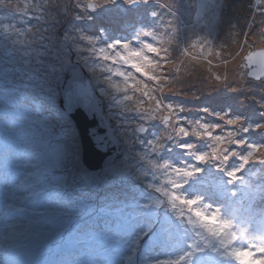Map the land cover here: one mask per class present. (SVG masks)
I'll return each mask as SVG.
<instances>
[{
    "label": "rangeland",
    "instance_id": "obj_1",
    "mask_svg": "<svg viewBox=\"0 0 264 264\" xmlns=\"http://www.w3.org/2000/svg\"><path fill=\"white\" fill-rule=\"evenodd\" d=\"M54 1L0 0V240L46 230L55 253L77 222L101 245L78 246L82 264H264V0H66L42 21ZM73 61L124 141L103 170L59 106ZM134 190L113 214L107 199Z\"/></svg>",
    "mask_w": 264,
    "mask_h": 264
},
{
    "label": "water",
    "instance_id": "obj_2",
    "mask_svg": "<svg viewBox=\"0 0 264 264\" xmlns=\"http://www.w3.org/2000/svg\"><path fill=\"white\" fill-rule=\"evenodd\" d=\"M248 58L245 59L246 63ZM249 69L252 74V68ZM261 75L264 76V69L261 74L252 77L258 78ZM67 81L87 85L91 97L86 92L72 96L73 91L67 88ZM56 88L59 91L60 108L67 112L75 124L82 150V163L88 169L96 171L103 170L120 159L123 155V141L116 135L115 122L107 114L106 100L99 95L89 74L78 62L73 61L72 66L64 70V76L58 79ZM96 100H100V103L95 102ZM139 131H144V127H140Z\"/></svg>",
    "mask_w": 264,
    "mask_h": 264
},
{
    "label": "trees",
    "instance_id": "obj_3",
    "mask_svg": "<svg viewBox=\"0 0 264 264\" xmlns=\"http://www.w3.org/2000/svg\"><path fill=\"white\" fill-rule=\"evenodd\" d=\"M25 157L26 155L24 154L23 158ZM68 228L69 229L66 236H62L61 240H66L68 232H73V230L75 229L72 224L69 225ZM12 234L13 233H11V235ZM43 234L44 230L41 232L36 231V234L32 237L34 246L37 248V251L33 249L30 240L25 242L22 246L14 247L11 241H5L2 239L0 243V263L2 261H6L8 262V264H10V262L17 261L18 264H22V262L28 258L29 261H33L34 264H47L48 260L52 258L50 252L47 251V244L50 238L42 237Z\"/></svg>",
    "mask_w": 264,
    "mask_h": 264
},
{
    "label": "bare ground",
    "instance_id": "obj_4",
    "mask_svg": "<svg viewBox=\"0 0 264 264\" xmlns=\"http://www.w3.org/2000/svg\"><path fill=\"white\" fill-rule=\"evenodd\" d=\"M52 4H53V12L52 13L50 12L52 10V8H51V10L46 13L47 8L50 7L49 5H46V7H45V16L42 18V21H46V20H48L50 18H55V19L58 18L60 16V14H61V11L65 9L66 0H55L54 2H52ZM132 14H134V12H132ZM112 23L114 24L116 22H112ZM257 36H259V34ZM18 74H20V72H18L17 75ZM95 78L98 79V75H95ZM92 80H93V82H95L94 78ZM66 84H68L67 88L69 90L73 91L71 93L72 96H77L79 94H84L86 92L88 94V96L91 97V95H90L91 93L89 92V90L87 88L88 87L87 85L81 84V83H77V82H74V81H67ZM28 92L30 94L33 93V91L30 90V89H28ZM239 101H240V99H237V100L235 99L233 101V104H231V107H233L236 110L241 109L243 107V103L241 101H240L241 102L240 103ZM113 170H114L115 176L120 175V173H118L119 169L113 168ZM84 194H86V193H84ZM109 199H113V196L109 197ZM242 205H243L242 202H239L238 207H241V209L239 210L240 213H241V210H242Z\"/></svg>",
    "mask_w": 264,
    "mask_h": 264
},
{
    "label": "flooded vegetation",
    "instance_id": "obj_5",
    "mask_svg": "<svg viewBox=\"0 0 264 264\" xmlns=\"http://www.w3.org/2000/svg\"><path fill=\"white\" fill-rule=\"evenodd\" d=\"M116 2L118 1V0H115ZM120 1V0H119ZM136 3H138V2H136ZM133 12V11H132ZM136 14V13H135Z\"/></svg>",
    "mask_w": 264,
    "mask_h": 264
}]
</instances>
